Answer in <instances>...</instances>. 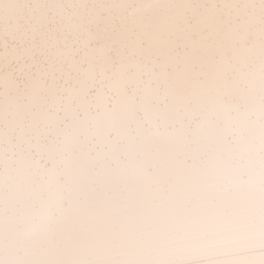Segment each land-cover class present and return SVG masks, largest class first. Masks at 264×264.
<instances>
[{
    "label": "snow or ice",
    "instance_id": "6c2138e0",
    "mask_svg": "<svg viewBox=\"0 0 264 264\" xmlns=\"http://www.w3.org/2000/svg\"><path fill=\"white\" fill-rule=\"evenodd\" d=\"M0 264H264V0H0Z\"/></svg>",
    "mask_w": 264,
    "mask_h": 264
}]
</instances>
